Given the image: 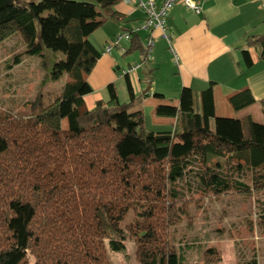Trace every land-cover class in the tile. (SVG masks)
<instances>
[{
  "label": "trees",
  "instance_id": "1",
  "mask_svg": "<svg viewBox=\"0 0 264 264\" xmlns=\"http://www.w3.org/2000/svg\"><path fill=\"white\" fill-rule=\"evenodd\" d=\"M121 1L0 0V42L20 35L25 54L43 58L51 81L65 78L52 103L40 95L29 114L1 115L0 264H27L30 254L35 264H112L108 249H126L122 223L131 210L137 217L127 232L138 261L183 264L170 237L184 200L180 181L196 172L204 195L264 192V123L251 115L218 116L213 84L198 103L185 86L178 105H157V115L177 119L170 130H147L129 74L123 75L128 102L111 83L110 99L87 108L88 76L102 56L90 36L109 19L124 18L115 10ZM130 41L124 54L142 50L147 58L137 33ZM247 42L242 54L252 67L250 47L264 61V33ZM227 100L235 111L259 102L264 115V98L248 86ZM242 172L251 173L250 182L237 178Z\"/></svg>",
  "mask_w": 264,
  "mask_h": 264
},
{
  "label": "crops",
  "instance_id": "2",
  "mask_svg": "<svg viewBox=\"0 0 264 264\" xmlns=\"http://www.w3.org/2000/svg\"><path fill=\"white\" fill-rule=\"evenodd\" d=\"M131 1L129 3L123 0L115 6V10L123 15V19H109L96 32L105 28L110 21L118 24L117 33L130 30L142 23L146 17L145 10L135 0ZM196 1L202 7L201 13H196L183 2L177 3L169 11L167 34L171 43L163 37L161 30L153 31L156 43L152 59H147L142 50L124 54L125 50L131 48L130 40L122 41L123 50L115 48L111 53L104 52L105 55L98 59L88 76L93 93L104 91L111 83H115L118 87L120 81H123L126 87L125 78L121 73L132 64L128 62L127 68H124L117 56H114L113 60L111 55L118 51L123 57H132V61L140 65L129 74V77L137 96L136 108H142L144 113L145 104L158 91L165 98L175 100L173 104L178 105L182 88L188 86L194 90L198 103L200 92L213 84L218 116L243 118L251 115L256 122L264 123L262 106L259 102L235 111L227 100L228 94L245 86L250 87L257 100L264 98V61L260 59L259 51L250 47L254 65L247 67L242 54L243 50L248 48L249 35L264 33V0ZM149 35L150 31L142 30L137 33V38L146 46ZM91 42L97 45L93 39ZM162 71L164 77L169 74L166 82L163 81ZM114 72L119 75L116 80ZM173 83L176 85L174 86ZM174 93L179 94L171 97L175 95ZM120 101L128 102L121 99ZM218 101H222L228 114L220 113ZM164 118V128L159 130L173 129L177 119Z\"/></svg>",
  "mask_w": 264,
  "mask_h": 264
},
{
  "label": "rangeland",
  "instance_id": "3",
  "mask_svg": "<svg viewBox=\"0 0 264 264\" xmlns=\"http://www.w3.org/2000/svg\"><path fill=\"white\" fill-rule=\"evenodd\" d=\"M22 1L28 3L41 0ZM115 32H118V24L110 21L105 28L91 36L102 56L105 55L107 46L120 34L113 35ZM25 51L26 45L18 34L0 42V118L1 115H27L30 113L31 102L38 96L42 95L48 105L61 94L65 78L51 81L43 58L25 54ZM19 54L20 63H16L15 56ZM114 56L122 61L124 68H127L128 62L131 66L136 65L132 57H123L121 52H114L112 59H115ZM172 66L173 64L171 68ZM163 73L164 71L162 76ZM168 75L163 76V81ZM118 77L114 72L115 80ZM117 88L120 99L128 101L130 98L124 82L120 81ZM107 90L87 95V108H94L98 99L109 100L110 94ZM174 94L171 97L179 93ZM174 102L175 100L167 98L160 100L152 97L145 104L147 130L157 131L164 128L165 118L156 114V107L159 103ZM218 104L220 113L228 114L222 101H218ZM63 126L66 127L65 120ZM124 130L126 131V128ZM241 174L237 177L235 173L234 176L246 183L251 181L250 172ZM195 178L196 172H191L186 180L180 181L179 188L184 197L178 205L182 207L178 211L180 219L170 228L171 241L178 248L183 264H244L252 258H256L259 264H264V192L204 195L198 189ZM136 217V211L131 210L122 223L127 233L126 249L121 252L108 249L112 264H141L137 259L135 239L127 232L128 225L132 224ZM211 250L214 252L211 253ZM35 261V256L30 254L27 264H35Z\"/></svg>",
  "mask_w": 264,
  "mask_h": 264
},
{
  "label": "built area",
  "instance_id": "4",
  "mask_svg": "<svg viewBox=\"0 0 264 264\" xmlns=\"http://www.w3.org/2000/svg\"><path fill=\"white\" fill-rule=\"evenodd\" d=\"M129 3L131 0H127ZM138 5L145 10L146 17L142 23L137 24L132 29L123 31L120 33L112 42L111 45L107 46L105 53H111L115 48L122 49L123 40H131L133 33H138L142 30L150 31V35L147 39L146 47L148 50L147 59L153 58L155 49V30H161L163 37H165L170 43V36L167 34V18L169 11L179 2L185 3L196 13L202 12V7L196 0H135ZM140 65L130 66L124 69L121 76L130 74L135 71Z\"/></svg>",
  "mask_w": 264,
  "mask_h": 264
}]
</instances>
